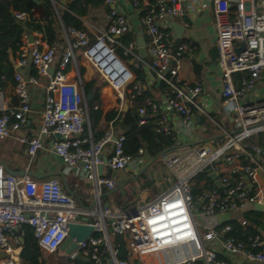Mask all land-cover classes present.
Instances as JSON below:
<instances>
[{
    "label": "built area",
    "instance_id": "1",
    "mask_svg": "<svg viewBox=\"0 0 264 264\" xmlns=\"http://www.w3.org/2000/svg\"><path fill=\"white\" fill-rule=\"evenodd\" d=\"M105 3L112 6L107 15L108 27L97 29L93 42L84 32L69 29L73 41L68 42L56 68L53 66L57 45L47 43L40 33L36 38L32 36V42L28 34L23 35L14 73L17 104L7 106L0 90V140L12 139L24 145L30 161L46 150L45 142H48V150L64 164L65 174L74 173L92 184L93 199L91 208L79 206L64 192L60 179L17 176L7 172L0 163V252L3 253L0 264H21L18 249L22 226L31 227L41 252L52 254L67 238L68 226L72 223L88 224L93 227V233L77 242L70 258L79 252L81 257H90L99 264H108L109 260L113 264H194L197 261L227 264L216 259L213 247L205 248L193 211L202 202L200 215L207 218L246 204L264 203L259 183V178L264 176V148L254 142L257 134L264 133V96L245 104L239 102L264 76V0H157L155 4L150 0H131L137 11H145L141 23L148 36L149 61L135 52L132 42L121 43L120 39L130 31L129 25L124 15L113 7L114 0H105ZM209 6L214 16L221 96L233 114V133L217 149L195 145L163 156L164 167L176 179L151 200L125 208L103 205L100 200L103 189H115L116 182L99 176L98 167L103 165L116 172L127 167L138 170L143 151L139 150L138 158L126 155L124 136L116 133L111 124L98 140H93L89 128L84 133L89 120L83 82L80 77L74 80L69 76L68 65L75 67L78 74L76 54L79 52L115 93L119 114L141 90V84L134 82L133 71L115 54L116 49H122L123 55L131 58L133 67H147L168 86L159 103L152 99L146 101L153 113L161 107L164 112L176 114L172 126L162 114L158 130L174 134L175 140L190 139L195 134L193 109L199 108L193 98L201 93L202 87L181 83L179 71L186 46L178 44L171 48L168 43L171 34L161 22L165 17L191 19ZM15 17L22 21L26 14L17 12ZM183 25L189 26L188 22ZM102 50L123 65L118 77L114 74L115 68L108 71L99 64L97 58ZM27 66L33 67L36 74L24 76L22 71ZM51 67L52 75L49 74ZM234 73L244 74L238 86L233 80ZM41 78H48L44 108L38 129L29 134L23 129L31 112L28 88L37 85ZM139 114L142 117L139 124H144L146 107L140 108ZM221 162L227 165L225 173ZM204 172L209 177L212 173L217 175L220 190L210 178L211 183L202 180L203 188L193 193L192 185ZM80 218L87 220L80 221ZM229 230V224L211 228L206 237L215 240ZM110 235L124 238L127 259L119 258V245L111 242ZM220 247L228 256H242L250 264H264V234H253L246 241L224 238Z\"/></svg>",
    "mask_w": 264,
    "mask_h": 264
},
{
    "label": "crops",
    "instance_id": "2",
    "mask_svg": "<svg viewBox=\"0 0 264 264\" xmlns=\"http://www.w3.org/2000/svg\"><path fill=\"white\" fill-rule=\"evenodd\" d=\"M55 4L59 9H65L60 8L57 2H55ZM113 7L118 12L123 14L127 20L130 31L126 35H129L130 42L134 44L135 52L142 56L144 60L149 61V56L146 50L148 36L146 35L141 23V18L143 17V15H141L142 11H137L133 7L131 0H114ZM111 8L112 6L107 5L106 3L103 6L96 8H87L85 15L79 17L86 29L84 33L90 41L95 40L97 36V29L108 27L107 15ZM58 20L61 25V32L59 40L54 43L58 48L55 64L53 66L54 68H56L57 63L60 61L61 54L67 47L68 42L73 41V36L69 33L67 34L59 18ZM185 22H188V27L183 25ZM173 23H177L182 26L183 33L180 37L177 36V33L172 27ZM161 25L171 34L168 40L171 48H174L178 44L186 46L179 71L181 83L187 84L191 87L200 84L202 87L201 93L193 98L199 107L193 109L195 134L187 140H184L183 138H176L178 141L176 140L175 146L168 149L169 151L166 150L168 151L167 153L160 155V157H158V161L155 159L149 160L148 157L146 158L143 155L142 162L138 170L132 167H127L122 172H116L108 170V168L104 167L102 175L115 180L117 187L113 190L103 189L100 200L103 205H107L112 208H125L130 206L133 203L132 200H134V195H132L133 192H136L137 198L141 197L140 184L142 180L139 181L138 179L141 173L146 171L147 178L152 180L154 185L157 184V177L155 172L152 170V167L159 163H161L164 167L162 162L163 156H166L171 152L183 151L184 149L195 145H203L210 149H217L225 143L227 137L234 131L233 114L229 112L223 104V98L221 96L222 80L221 72L217 65V49L215 45L216 32L211 6L198 12V14L191 19L188 16L175 19L165 17L162 20ZM140 31L143 32L145 39V45L143 47H138L136 41ZM31 34L34 38L38 37L37 32H32ZM17 54L18 52L15 55L9 56V61L14 67V72ZM77 54L82 57L79 52ZM124 57L131 59L127 56ZM77 61L79 60L76 58V69L78 74L75 71V67L73 68V66L69 64L66 69V71L69 72V76H71L74 80H77L80 77L83 84L91 80H96V84H99L100 82L104 83L99 76L95 74L94 69L90 65L84 61H81V64H77ZM131 61L132 60L128 62V65L135 68L133 67ZM79 67L84 68V74L82 77L79 74ZM141 68L145 74L143 83L140 82L142 88L150 90L151 99L156 103H159L160 98L165 91H161L159 87L162 81L159 80L154 72L147 67L142 65ZM34 70L35 69L33 67L27 66L22 72L24 76H28L34 75L32 74ZM240 74L242 75V73ZM238 75V73L233 74V80L236 86L239 85ZM47 82L48 78H41L37 85H29L28 89L31 98V112L28 115V123L26 127L23 128L24 130H28L29 134H33L40 125L41 112L45 103ZM14 85L15 81L13 78V82L8 80L5 81L3 87L0 89L6 97L5 103L9 107L17 104ZM263 96L264 76L258 85L253 90L248 92L244 98H241L239 102L241 104H245ZM116 104L117 99L115 93L104 83L100 90L99 108L103 111V113H107L112 110H116ZM162 114L167 117V124L169 126H172L174 121H176V114L171 111L164 112V110L160 107L158 112L155 113L157 125ZM114 130L116 133H120V130L116 128H114ZM45 146L47 147L46 150L35 156L32 161H30L24 145L12 139L0 140V163L4 166L7 172L17 176L22 173H31L29 175L38 179L56 177L60 179L66 193H68L79 206L91 208L93 205L91 193L92 184L87 179L74 173L65 174V166L62 161L50 150H48V142H45ZM220 164L224 165L222 166V171L225 173L227 165L222 162ZM259 183L264 193V176L259 178ZM215 187L217 186L215 185ZM165 189H160L158 192ZM218 189L220 190V188ZM130 198L132 199L130 200ZM201 207L202 202L201 204L196 205L193 215L197 213L200 218L207 223V231L211 228L218 229L224 225H230L233 222H238L242 226H247L248 224H242V221H245L244 214L251 210L255 211L253 209V205L246 204L240 209L227 211L225 213H215V215L204 218L200 215ZM256 212L264 214V211ZM261 222L264 223L263 218ZM257 233L264 234V228L258 227ZM222 240H224L223 236H218L215 240H209L210 246L215 249L217 254H221L225 259H228L231 264H250L242 256H228L225 254L220 247ZM20 250L21 247L18 249V254L20 253ZM42 258L46 264H73L70 262V259L73 258H70L69 255H66L60 250H57L52 254L42 252ZM134 263L136 262L134 261Z\"/></svg>",
    "mask_w": 264,
    "mask_h": 264
},
{
    "label": "trees",
    "instance_id": "3",
    "mask_svg": "<svg viewBox=\"0 0 264 264\" xmlns=\"http://www.w3.org/2000/svg\"><path fill=\"white\" fill-rule=\"evenodd\" d=\"M66 2L65 9H59L52 0H0V89L3 87L5 81L13 82L14 67L9 61L10 55H15L22 45L23 35L27 33L37 32L42 34L44 40L49 44H54L59 40L61 32L60 19L64 29L68 34L69 29L75 31L85 32L79 17L85 15L87 8H96L103 6L105 0H64ZM157 0H150L151 4H155ZM56 6V7H55ZM22 12L26 14L25 20H18L15 13ZM145 11L141 12L144 15ZM123 42H122V41ZM121 43L127 45L130 42L129 35L121 38ZM93 42V41H90ZM122 53V49L118 48ZM140 65L138 68H132L135 76L134 82L143 83L145 74ZM32 74H36L34 70ZM79 74L82 77L84 68L79 67ZM238 81L244 76L240 74ZM104 83L96 84V80H91L83 84L84 93L87 94L94 90L92 100L87 102L88 109V128L93 140H98L107 130L111 124L114 128L120 130L124 136L123 151L126 155L132 158H138L139 150L147 154L149 160L155 159L162 152L171 149L175 146L176 140L174 134H166L158 130L155 113L146 106V101L151 99V92L148 89H143L141 86L140 92L132 100L131 105L126 110L118 112L112 110L107 113L96 106H100V90ZM130 85L129 87H131ZM160 90L168 89L166 83H160ZM128 97V95L126 96ZM146 107L145 123L139 124L142 118L139 114V109ZM87 125L84 127V133L88 132ZM254 142L261 148H264V133H259L254 137ZM250 141V140H249ZM147 158V157H146ZM243 163H246L244 156H241ZM155 161V162H156ZM154 162V163H155ZM141 181L140 189H150L154 187V182L147 178L146 171L139 176ZM210 182L211 179L206 172L201 173L198 179L192 185L193 193H198L200 188H203L200 182ZM156 189L154 193L156 194ZM264 214L256 211H248L244 214V220L247 226H242L238 222L230 224V230L224 233L223 237H232L237 240L246 241L247 238L257 233V228H264ZM21 238L23 242L20 243L19 258L22 264H46L42 258V252L34 238L31 227L24 225L21 228ZM99 237V234H94ZM111 242L114 245H119V258L127 259L128 253L126 249V242L120 236H111ZM217 260H224L227 264H231L228 259H225L221 254L216 255ZM73 264H99L98 261L90 257L82 259H70ZM105 264V262H104ZM194 264H204L203 261H197Z\"/></svg>",
    "mask_w": 264,
    "mask_h": 264
},
{
    "label": "water",
    "instance_id": "4",
    "mask_svg": "<svg viewBox=\"0 0 264 264\" xmlns=\"http://www.w3.org/2000/svg\"><path fill=\"white\" fill-rule=\"evenodd\" d=\"M53 3L57 2L58 6L60 8H66V2L64 0H52ZM173 29L175 30V32L177 33V36L180 37L183 33V28L182 26H180L177 23H173L172 24ZM138 37H137V46L138 47H143L145 45V39L143 36V32L140 31L138 33ZM28 38L29 41L32 42L33 37L31 35V33H28ZM54 69L51 67L49 69V74L52 75ZM93 93L94 90L90 91L89 93L86 94L85 99L86 102H90L92 100L93 97ZM127 108H125L126 110ZM169 151V150H168ZM168 151L162 152V154L167 153ZM161 154V155H162ZM144 157H148L146 153H144ZM106 163V159L104 160V164ZM109 170V169H108ZM102 171H103V165L98 167V175L102 176ZM31 173H22L19 176H23V175H29ZM210 178L212 180H214L215 185L221 189L220 186V182L217 179V175L216 174H210ZM253 209L255 211H264V203H256L253 205ZM80 221H86V218H80ZM93 233V227L88 225V224H84V223H72L69 224L68 226V236L65 239V241L62 243V245L60 246L59 250L64 252L66 255H70L72 252H74L77 249V242L83 241L85 240L87 237H89L91 234ZM23 242V239L20 238V243ZM3 257V253L0 252V258ZM73 259H84L83 257L80 256L79 252H76V254L74 255ZM108 264H113L111 260L108 261Z\"/></svg>",
    "mask_w": 264,
    "mask_h": 264
},
{
    "label": "rangeland",
    "instance_id": "5",
    "mask_svg": "<svg viewBox=\"0 0 264 264\" xmlns=\"http://www.w3.org/2000/svg\"><path fill=\"white\" fill-rule=\"evenodd\" d=\"M96 35H97V32H96ZM121 40V39H120ZM122 41V40H121ZM123 42V41H122ZM115 54H116V56L129 68V69H131L132 70V67H130L129 65H128V62L131 60V59H128V58H125L123 55H122V53L119 51V49H117L116 51H115ZM76 58H77V60H79V61H77V64H81V61H84L83 60V58L82 57H80V56H78V54L76 55ZM85 62V61H84ZM94 72H95V74H97V76H99V74L96 72V70L94 69ZM99 78H100V76H99ZM101 79V78H100ZM40 154V153H39ZM152 170L155 172V174H156V177H157V184L156 185H154V187L153 188H150V189H145V190H141V197L139 198H137V195H136V192L134 193L133 192V194L132 195H134L133 196V198H134V200H132V204H134V203H139V202H147V201H149V200H151L152 198H154V196H156V194L158 193V190H160V189H165L167 186H169L172 182H174L175 181V177L172 175V174H170L163 166H162V164L161 163H159V164H156V165H154L153 167H152ZM116 187H117V185H116ZM157 190L156 191V194L154 193V190ZM63 190H64V188H63ZM191 190H192V187H191ZM64 192H66L65 190H64ZM68 194V193H67ZM136 195V196H135ZM132 198H130V200H131ZM194 219H195V221H196V223H197V226H198V232H199V234H200V236H201V238H202V241H203V244H204V246H205V248H208V249H211V246H210V243H209V240L207 239V233L209 232V230L207 231V229H208V226H207V223L202 219V218H200V216L197 214V213H195L194 214Z\"/></svg>",
    "mask_w": 264,
    "mask_h": 264
},
{
    "label": "bare ground",
    "instance_id": "6",
    "mask_svg": "<svg viewBox=\"0 0 264 264\" xmlns=\"http://www.w3.org/2000/svg\"><path fill=\"white\" fill-rule=\"evenodd\" d=\"M97 60L99 64H101L102 67L107 69L108 71H113V69L115 68L116 71H114V74L116 77H118L119 73L123 69V65L116 61L115 58L111 56L106 50H102Z\"/></svg>",
    "mask_w": 264,
    "mask_h": 264
}]
</instances>
